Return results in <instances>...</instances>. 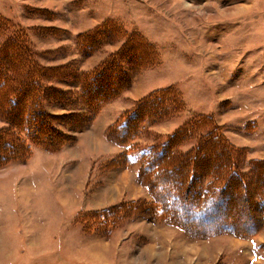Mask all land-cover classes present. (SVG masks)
<instances>
[{
    "label": "rangeland",
    "instance_id": "1",
    "mask_svg": "<svg viewBox=\"0 0 264 264\" xmlns=\"http://www.w3.org/2000/svg\"><path fill=\"white\" fill-rule=\"evenodd\" d=\"M16 41L42 66L43 84L58 90L48 91L44 106L51 114L70 115L56 124L69 142L107 104L114 102L105 111L113 114L106 127L115 140L128 114L143 101L158 100L152 111L157 115L136 123L128 142L131 160L125 151L114 164L131 161L146 194L106 207L151 200L139 170L173 134L175 161L191 158L208 139H220L259 205L261 226L248 235L228 229L202 236L187 222L157 221L138 204L106 219L95 216L90 212L99 208L88 199L96 178L87 170L78 190L87 207H74L64 185L45 169L43 148L32 145L26 161L0 166V264H264V190L258 185V162L264 161V0H0V45ZM102 63L125 77L97 111L83 85ZM250 98L255 103L246 106ZM245 108L258 113L256 125L243 120ZM7 125L0 117V128ZM206 161L195 164L191 191L199 199L198 213L217 200L225 182L204 171ZM225 193L224 200L235 195L234 188Z\"/></svg>",
    "mask_w": 264,
    "mask_h": 264
},
{
    "label": "trees",
    "instance_id": "2",
    "mask_svg": "<svg viewBox=\"0 0 264 264\" xmlns=\"http://www.w3.org/2000/svg\"><path fill=\"white\" fill-rule=\"evenodd\" d=\"M7 39L13 40L12 37ZM99 68L93 74L87 75L83 85V94L87 103L90 107L94 106L96 110L118 93L121 88L120 82L125 77L120 69L111 70L110 65L106 63L104 65L102 63ZM42 70V66L32 60L30 51L20 46L18 41L10 46L6 43L0 45V117L8 124L0 128V166L10 162L26 161L31 153L32 145L56 152L71 140L68 134L56 126L59 122H65L64 120L70 115H54L45 109L48 91L56 93L58 90L43 84ZM168 89L165 88L162 93ZM156 100L154 105L144 101L138 105L136 110L127 115L117 140L113 138L116 143L126 147L124 149L126 154L128 150L130 151L131 146L128 142L134 135V130L137 129V121H141L146 115H157L155 112L152 113L158 105ZM174 135L147 159L145 165H141L139 174L141 175L142 172V175L138 174V179L152 192L151 200L143 204L137 203L139 208L136 209L141 212L146 210L157 221L170 219L174 223L187 222L196 234L202 236H210L228 229L248 235L260 228L259 205L250 197L251 191L246 188L247 181L236 169L235 157L229 151L228 145L221 143L220 139H208L199 146L198 151L190 155L191 158L175 161L171 156L175 146L172 140ZM108 137L111 138L110 133ZM144 157L145 155H142V158ZM206 159L210 162L204 166V171L210 174L215 172L214 176L221 175L225 182L219 188L220 196L217 200H212L206 206V210L198 213V203L195 201L199 199L194 197L191 190L195 182L194 172L197 171L195 164L202 162L205 164ZM189 160L193 161L191 165ZM116 162L118 163V161L115 163L112 161L113 165ZM258 163L262 173L258 185L259 189L264 190V161ZM190 168L192 173L187 172ZM217 171L221 173H216ZM186 174L190 178L188 177L185 183ZM170 178L171 185L165 186L164 182H169ZM231 186L234 188L235 195L230 193L228 199L224 200L223 193H227ZM261 199L264 215L263 195ZM133 202H119L90 213L106 219L110 214L115 215L117 211L120 212L123 207H127V210L132 206L136 207L137 204ZM178 210L181 213H178ZM232 211L235 215L230 214Z\"/></svg>",
    "mask_w": 264,
    "mask_h": 264
},
{
    "label": "crops",
    "instance_id": "3",
    "mask_svg": "<svg viewBox=\"0 0 264 264\" xmlns=\"http://www.w3.org/2000/svg\"><path fill=\"white\" fill-rule=\"evenodd\" d=\"M237 87L239 90L237 94L241 95L242 90L240 86L237 85ZM129 95L131 96L132 94L129 92ZM249 102L255 103L250 98L248 103L246 102V106ZM235 103L232 107H235L236 111ZM110 104H114V102ZM110 104H107L100 114L96 116L97 118L91 126L79 132L72 142L64 144L56 152L42 149L44 152L42 153V163L45 169L52 171L56 181L60 185H64L62 191L69 194L70 203L74 207H79V205L87 207L86 202L83 204L80 201L79 194L82 195V193L78 191L83 189L82 179L84 176L86 177V181L87 177L90 176L91 180L96 178L93 184L99 183L94 189H92L94 187L93 184L90 188L94 192L92 194L93 197H89L88 199V204L92 208H106V206L114 203L116 200L126 197L138 198L146 194L145 187L137 180L136 171L131 161L121 167H114V165L110 164L112 166L103 168L102 164L104 161L107 163L113 159L117 161L126 148L108 137L107 124L112 121L113 114L105 111V109ZM242 113L246 117L244 119L242 117L241 119L245 121L250 120L248 122L257 124L256 114L258 113L254 114L251 108H245V111L242 109ZM256 129L257 127L253 128L251 132H256ZM127 155L129 160H131V152L129 150ZM87 170L89 171L88 176H86ZM261 239L264 241V232L261 235Z\"/></svg>",
    "mask_w": 264,
    "mask_h": 264
}]
</instances>
